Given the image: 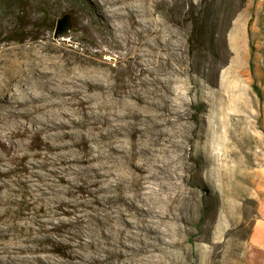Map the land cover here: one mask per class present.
<instances>
[{"label":"bare ground","instance_id":"1","mask_svg":"<svg viewBox=\"0 0 264 264\" xmlns=\"http://www.w3.org/2000/svg\"><path fill=\"white\" fill-rule=\"evenodd\" d=\"M170 2L96 0L99 33L127 50L118 81L63 56L17 70L0 102V264H171L199 193L185 181L186 21Z\"/></svg>","mask_w":264,"mask_h":264},{"label":"rangeland","instance_id":"2","mask_svg":"<svg viewBox=\"0 0 264 264\" xmlns=\"http://www.w3.org/2000/svg\"><path fill=\"white\" fill-rule=\"evenodd\" d=\"M169 1L186 21L182 79L188 88L180 109L192 166L185 181L198 182L199 199L195 216L183 224V244L171 249L168 261L264 264V13L259 32L247 33L248 12L259 0H247L231 25L221 19L225 0H210L211 31L218 12L216 39L192 51L191 18L205 0ZM95 5L96 0H0V102L12 94L17 70L38 54L63 56L74 64L90 61L107 70L112 82L120 79L128 66L127 50L99 33L106 23L103 9ZM66 15L69 29L57 37V21ZM174 86L179 94L182 82ZM86 233L91 235L89 229ZM49 235L58 237V231Z\"/></svg>","mask_w":264,"mask_h":264},{"label":"trees","instance_id":"3","mask_svg":"<svg viewBox=\"0 0 264 264\" xmlns=\"http://www.w3.org/2000/svg\"><path fill=\"white\" fill-rule=\"evenodd\" d=\"M247 0H225L221 3V19L227 21L228 25H231L236 15L246 7ZM210 0H205L203 7L196 12L191 18L192 21V33L189 38L192 51L199 49L200 46L204 47V43L210 38V40L216 39V33L218 31V12L213 14L214 28L211 31L209 29V23L212 15L210 12ZM220 17V16H219Z\"/></svg>","mask_w":264,"mask_h":264},{"label":"crops","instance_id":"4","mask_svg":"<svg viewBox=\"0 0 264 264\" xmlns=\"http://www.w3.org/2000/svg\"><path fill=\"white\" fill-rule=\"evenodd\" d=\"M252 8H253L252 9L253 11L250 10V12H248V17L246 19L245 28H246L247 33H249V31L253 33L259 32V29H260L259 24H260V19H261L260 16L262 13H264V0H259L253 3Z\"/></svg>","mask_w":264,"mask_h":264},{"label":"water","instance_id":"5","mask_svg":"<svg viewBox=\"0 0 264 264\" xmlns=\"http://www.w3.org/2000/svg\"><path fill=\"white\" fill-rule=\"evenodd\" d=\"M69 24H70L69 17L67 15L59 18L57 21L55 36L59 37L66 34L69 29Z\"/></svg>","mask_w":264,"mask_h":264}]
</instances>
